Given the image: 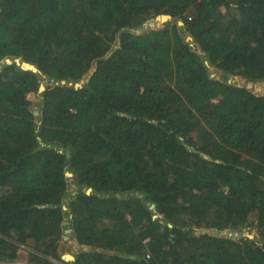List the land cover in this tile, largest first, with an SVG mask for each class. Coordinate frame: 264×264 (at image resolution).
Returning a JSON list of instances; mask_svg holds the SVG:
<instances>
[{"label": "trees", "instance_id": "trees-1", "mask_svg": "<svg viewBox=\"0 0 264 264\" xmlns=\"http://www.w3.org/2000/svg\"><path fill=\"white\" fill-rule=\"evenodd\" d=\"M233 75L264 80V0H0V264L67 235V264H264V94Z\"/></svg>", "mask_w": 264, "mask_h": 264}, {"label": "rangeland", "instance_id": "rangeland-1", "mask_svg": "<svg viewBox=\"0 0 264 264\" xmlns=\"http://www.w3.org/2000/svg\"><path fill=\"white\" fill-rule=\"evenodd\" d=\"M179 23H183V22L180 21ZM187 38H188V40L192 39V37L188 34H187ZM210 70L212 72V75L215 76L216 78H218V79L223 78V73L221 71H218L213 67H211ZM228 80L230 82H233V83L239 85V86H245V87L249 88L250 90H252L256 94H264V80L251 82V81H247L245 78H243L242 76H238V75L229 76ZM47 84H49V82L45 80L43 82V86L46 87ZM29 98L33 101L34 113H35V111L39 112L38 103L40 101V95L35 94V93H31L29 95ZM74 189H75L74 186L69 187L70 192H74ZM244 232H245V236H248L251 238L255 237V233H251L248 230H245ZM67 237H68V235H67ZM62 247H63V253H62L63 254L62 255L63 260L58 261L56 259H52V261L55 264H67V262L72 260L71 258H73V256L75 255V252L82 248V246H80L79 244L73 243V241H71V239L69 237L66 239L65 243L62 244ZM23 249H25V250H23L25 253L23 252L19 256V259L16 262V264H33L30 260V253L35 252L33 246L32 245L26 246ZM67 256H70L71 258H68Z\"/></svg>", "mask_w": 264, "mask_h": 264}, {"label": "water", "instance_id": "water-1", "mask_svg": "<svg viewBox=\"0 0 264 264\" xmlns=\"http://www.w3.org/2000/svg\"><path fill=\"white\" fill-rule=\"evenodd\" d=\"M180 24H183V23H180ZM4 62H6L8 64L16 63L17 65H19L21 68H23L25 70H32V71H35V72H40V70L38 69V67L36 65L31 64V63H29L27 61H24L21 58H16L14 60L12 58H7V59H5ZM82 84H83V82L81 81V82L75 83L74 86L76 88H78V87H81ZM40 90L41 91L45 90V87L42 85ZM38 114H39V112L35 111V115H38ZM67 175L70 176L71 174L67 173ZM87 192L90 193L91 189H89ZM151 208H155V204H152ZM154 217H157V215H155ZM65 224H68V222H65ZM170 226H171V224H170ZM70 232H71V229H67L66 230V233H70ZM203 233H209V234H213L215 236H225V235H227V236H232L234 239H240V238L245 237V232L244 231L233 232L230 229L224 230V231H221L219 229H214V228L204 229ZM65 238H67V236H65Z\"/></svg>", "mask_w": 264, "mask_h": 264}, {"label": "crops", "instance_id": "crops-1", "mask_svg": "<svg viewBox=\"0 0 264 264\" xmlns=\"http://www.w3.org/2000/svg\"><path fill=\"white\" fill-rule=\"evenodd\" d=\"M68 234V233H67ZM68 238V237H67ZM67 238H65V239H67ZM78 251H80V250H78ZM78 251H76L75 252V254L78 252ZM68 258H71L70 256H67ZM72 260H74L75 259V255L73 256V258H71Z\"/></svg>", "mask_w": 264, "mask_h": 264}]
</instances>
